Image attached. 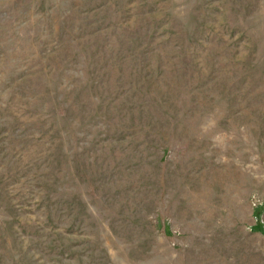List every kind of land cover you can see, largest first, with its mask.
<instances>
[{
	"label": "rangeland",
	"instance_id": "374dc122",
	"mask_svg": "<svg viewBox=\"0 0 264 264\" xmlns=\"http://www.w3.org/2000/svg\"><path fill=\"white\" fill-rule=\"evenodd\" d=\"M0 264H264V0H0Z\"/></svg>",
	"mask_w": 264,
	"mask_h": 264
}]
</instances>
